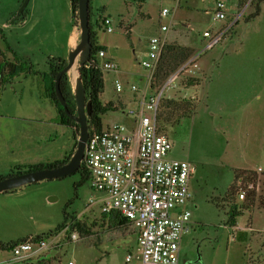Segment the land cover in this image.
Masks as SVG:
<instances>
[{"label":"rangeland","instance_id":"1","mask_svg":"<svg viewBox=\"0 0 264 264\" xmlns=\"http://www.w3.org/2000/svg\"><path fill=\"white\" fill-rule=\"evenodd\" d=\"M126 1L129 7L123 18L129 28L117 24L118 13L124 11L123 0L90 2L92 22L110 16L111 32H104L102 26L93 29L98 43L108 48L106 57L117 65L114 72L102 71L100 101L117 108L101 116L102 127L131 125L132 117L124 115L131 107L129 86L146 90L148 73L138 63L145 58L148 39L156 35L159 24H165L168 32L161 55L166 46L189 48L186 60L193 55L195 63L164 88L156 116L158 131L171 142L168 159L185 161L193 169L188 180L190 198L180 207L189 213V230L180 238L177 264H264V210L255 200L253 208L243 211L230 228L225 225L227 204L221 203L237 169H260L255 172V194L264 200V0L250 20L247 17L254 11V0H222L226 22L236 18L235 22L219 47L200 55H194L203 44L200 33L223 26L212 19V0H144L141 8L135 0ZM24 8L30 12L29 22L18 29ZM162 8L168 14L159 18ZM40 17L51 28L54 24L62 27L71 20L68 0H0V32L4 37L0 50L4 52L6 43L12 44L15 36L27 35ZM23 45L21 42L19 48ZM156 73L150 79L152 89L171 74L156 80ZM66 78L68 95L73 97L74 71L69 70ZM114 80L122 86L121 93L114 91ZM31 90L26 81L18 84L13 79L12 84H0V176L28 165L22 162L23 150L36 154L42 149L53 156L70 142L68 127L33 118ZM181 102L195 106L193 114L182 115L177 107L168 111L171 103ZM72 139L74 145L77 130ZM77 180L78 175L72 174L1 193L0 242L54 229L62 221V208L71 199ZM106 197L84 183L65 211L88 229L87 234L74 230L77 239L71 241L72 231L60 233L50 249L30 259L14 260L9 251H0V264H125L124 256L137 252L135 232L130 226H112L102 215L99 207ZM242 200L236 195L234 204L240 206ZM237 232L245 233L244 241L237 238Z\"/></svg>","mask_w":264,"mask_h":264},{"label":"built area","instance_id":"2","mask_svg":"<svg viewBox=\"0 0 264 264\" xmlns=\"http://www.w3.org/2000/svg\"><path fill=\"white\" fill-rule=\"evenodd\" d=\"M212 3V19L222 22V29L202 31L203 44L194 55L219 47L222 37L235 22L236 18L226 22V6L222 0H212ZM167 14L168 10L162 8L158 17ZM92 24L111 32L106 17ZM167 32L165 24L158 25L156 35L147 41L145 58L138 63L148 73L146 90L129 86L131 107L124 115L132 117L131 125L108 124L100 132L88 134L81 162L88 173L89 187L107 195L100 204V212L117 213L135 232L137 252L127 253L125 264H177L180 238L189 230V213L180 207L190 198L188 180L193 169L185 161L168 159L171 142L158 131L156 116L164 88L195 63L192 55L152 91L154 83L150 79L158 68ZM94 59L100 72L116 71L117 65L106 57L105 51L98 50ZM113 84L114 91L121 93L118 81L114 80ZM237 197L242 200L243 194ZM65 231L67 227L40 239L29 236L13 244L9 253L14 260L37 257L50 249L56 236ZM69 236L71 241L77 239L75 231L69 232Z\"/></svg>","mask_w":264,"mask_h":264},{"label":"trees","instance_id":"3","mask_svg":"<svg viewBox=\"0 0 264 264\" xmlns=\"http://www.w3.org/2000/svg\"><path fill=\"white\" fill-rule=\"evenodd\" d=\"M138 3V6L144 1V0H135ZM263 0H254L253 3V13L250 14L247 19L250 20L254 18L258 12H259V3ZM69 2V8H70V15L71 20L73 24L76 26L77 22V0H68ZM90 2H88V11H89V41H90V55L85 62L84 65L78 66L77 71L79 74V77L81 79V82L83 84L84 90H85V97L86 100L90 102L91 105V112L90 115L86 118V124L88 128V134L91 135L95 132H100L102 130V124H101V116L105 114L108 111L115 112L117 108L111 104L110 102H107L105 104L101 103L100 101V95L103 90V79H102V72L99 71L97 68V63L94 59V56L98 50L105 51V47L97 44L96 42V33L93 29V24L91 22V7ZM27 15V11L24 8L23 11L19 14V24H21L23 21H25ZM126 37H128V31L126 32ZM6 49L10 51L9 47L6 45ZM191 50L189 48L184 47H178V46H166L164 49L163 54L161 55V58L159 60V65L157 68L156 73V80H162L165 78L169 73H171L179 64H181L186 58L190 55ZM13 54V58L15 62H17V57ZM0 57H2V53L0 51ZM23 68L13 72L11 69L14 68V65H10L9 63L2 62L0 65V84L5 82L7 84H11L13 80L12 74L14 73L15 76H17L20 73L28 74L32 78L38 81L37 78H39V74L37 72L32 71V68L27 64L26 61H23ZM66 60L62 58H48L46 60V66L48 69V73L45 75L46 79L43 82L39 83L40 87V94L45 96L49 103L54 107L56 112V124L64 127H68L72 134L76 130H78L77 125L67 118L62 108L60 107L57 99L55 98L54 91H53V81L55 78V75L65 66ZM74 71V80L76 77V71L75 68L72 69ZM30 71V72H29ZM190 82H195L194 80H190ZM42 84V85H41ZM59 91L65 101L67 112L71 115L75 114V103L73 100L72 95H68L67 92V78L66 74L61 75L59 80ZM167 109L168 111H171L174 107H177L182 115L185 114H193L195 106L191 105V103L188 102H181L180 104L171 103ZM75 149V144L73 145V149L70 153H68L66 156H64L60 161H52L47 163H39V164H28L22 167H15L11 169L8 175L6 176H0V179L3 177L21 174L25 172L35 171L39 169L44 168H53L57 167L61 164H64L68 161L69 157L73 153V150ZM78 175V180L73 183V195L71 199H69L62 208V221L54 227V229L42 233L39 235L33 236L35 239H40L42 237L49 236L51 234H55L65 227H67V232L69 231H78L79 233L87 234L88 229L85 228L82 224H79L75 218L68 214L65 209L72 203V201L76 198V190L78 187L83 185L88 181V173L86 169L84 168L83 164H80L79 169L73 173ZM72 175V174H71ZM260 175V174H259ZM257 174L254 171L251 170H243V169H237L233 171V181L231 185L226 189L225 193L223 194V197L221 198V203L227 204V210H226V221L225 225L233 228L235 227L236 218L242 215L243 211H248L253 208L255 204V200L258 204V207L262 210H264V200L260 197H256L255 194V184L257 182ZM62 179V178H59ZM10 192H14L13 190ZM243 193V200L241 201L240 206H236L234 204V198L236 195ZM223 211V210H222ZM104 215V213H102ZM108 222L111 223L114 227H125L129 226L128 223L121 218L117 213L110 212L108 214H105ZM237 238L241 241L245 240V233L244 232H237L236 234ZM27 237H23L20 239H17L16 241H9L6 243L0 242V251H9L8 249L15 244L16 242H20L25 240Z\"/></svg>","mask_w":264,"mask_h":264},{"label":"crops","instance_id":"4","mask_svg":"<svg viewBox=\"0 0 264 264\" xmlns=\"http://www.w3.org/2000/svg\"><path fill=\"white\" fill-rule=\"evenodd\" d=\"M122 5L124 6V11L118 13L117 24L119 26H122L121 23H123V25L125 24V26L129 28L127 22H125L123 18V15L126 16V9L127 7H129V3L126 0H123ZM141 5H139L138 7L141 8ZM103 8L106 13L107 11L105 9V6ZM29 16L30 12H27L25 21L19 24L18 29L20 27H23L27 22H29ZM105 17L109 18L110 16L105 15ZM3 38V34L0 32V39L3 40ZM78 40L79 32L77 27L73 24L72 20L65 22L62 27L61 25L54 24L53 28H51L50 25L45 22L44 17H42L40 20H38L37 24L31 27L27 35H22L19 37L15 36V41H13L12 44H10L9 42L6 43V45L8 44L7 46L9 47L10 51L6 49V45L4 46V52L0 50L3 59L2 61H0V65L2 64V62L14 65V68H12L11 70L15 72L22 69V65L24 64L23 61H26L27 64L32 68V71L37 72V74H39V78H37L38 81L36 80V78L35 80L32 78V76L30 75L31 73H20L17 76H15V74L13 73L12 76L16 83L19 84L21 81H26L29 87L32 89V93L30 91L28 92L29 97L32 99V101L34 100V104L31 107L30 113L32 114L33 118L39 120L40 122L45 120L50 122L52 121V123L54 122L53 124L57 125L56 112L54 107L49 103L48 99L45 96L41 95L39 92V83H44L46 79L45 75L48 73L46 60L48 58H62L66 60L68 52L74 48ZM21 42H24V45L19 48ZM96 42L97 44L105 47V53L107 54V46L103 43H98L97 36ZM11 52L14 53V55L17 57V62H15L13 54H11ZM111 60L113 59L111 58ZM70 138V142L57 155H47L46 151L42 149H39L36 154L34 151L23 150L21 152L23 154L22 156L24 157L22 162H26L25 164H41L52 161H60L64 156H66L70 152L71 147L74 143L72 139V131ZM255 172H260V169L258 168Z\"/></svg>","mask_w":264,"mask_h":264},{"label":"water","instance_id":"5","mask_svg":"<svg viewBox=\"0 0 264 264\" xmlns=\"http://www.w3.org/2000/svg\"><path fill=\"white\" fill-rule=\"evenodd\" d=\"M89 0H77V29L79 40L72 50L66 56L65 66L55 75L53 81V91L64 115L77 125V139L75 149L68 161L53 168H44L21 174L11 175L0 179V194L8 191L19 189L23 186L35 184L41 181L56 180L67 177L75 173L82 162L85 142L88 138V128L86 118L90 115L91 105L86 100L85 90L79 74L74 80L73 100L75 103V114L67 112L65 101L59 91V80L61 75L67 74L74 66H82L90 55L89 41Z\"/></svg>","mask_w":264,"mask_h":264},{"label":"bare ground","instance_id":"6","mask_svg":"<svg viewBox=\"0 0 264 264\" xmlns=\"http://www.w3.org/2000/svg\"><path fill=\"white\" fill-rule=\"evenodd\" d=\"M75 68V65L70 69V71L72 70V69H74ZM76 78V77H75Z\"/></svg>","mask_w":264,"mask_h":264}]
</instances>
